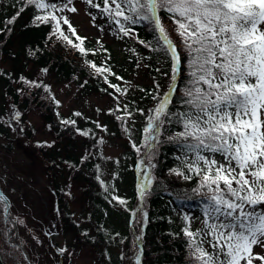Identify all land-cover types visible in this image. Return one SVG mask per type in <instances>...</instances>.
I'll return each instance as SVG.
<instances>
[{
	"label": "snow or ice",
	"instance_id": "snow-or-ice-1",
	"mask_svg": "<svg viewBox=\"0 0 264 264\" xmlns=\"http://www.w3.org/2000/svg\"><path fill=\"white\" fill-rule=\"evenodd\" d=\"M84 2L107 19L114 34L137 39L170 64L168 90L159 92L157 84L152 110L147 114L139 110L146 122L141 144L132 147L141 157V198L154 179L150 170L163 142L162 130L179 126L180 131L167 135L182 153L177 157L181 167L171 171L185 180L192 179L190 174L198 177L193 191L205 201L201 228L193 230L191 218H182L193 264H264V0ZM26 3L38 10L34 22L49 24L53 36L87 54V49L65 34L62 25H67L81 45L86 38L77 34L67 16L56 14L78 12L73 0ZM162 12L174 25L175 40L162 22ZM96 18L91 15L92 20ZM141 23L151 31L153 40L139 39L135 26ZM91 67L97 75L111 73L109 68ZM178 78L182 89L177 87ZM109 87L124 93L115 84ZM3 199L0 196V201ZM112 199L125 203L117 196Z\"/></svg>",
	"mask_w": 264,
	"mask_h": 264
},
{
	"label": "trees",
	"instance_id": "trees-1",
	"mask_svg": "<svg viewBox=\"0 0 264 264\" xmlns=\"http://www.w3.org/2000/svg\"><path fill=\"white\" fill-rule=\"evenodd\" d=\"M51 2L61 4L65 0ZM85 5L90 16H97L93 22L100 31L103 34L108 31L114 34L115 29L107 19L101 17L96 9L89 8L86 3ZM21 7L23 11H19ZM37 12L35 6L28 5L26 0H0L1 105L5 101H12L24 114L34 109L39 110L58 142L63 139L75 140L78 136L84 139L85 149L81 153L70 146L62 154L55 148L52 150L54 143L45 141L36 146L50 176H54L58 168L67 169L71 179L84 184L90 222L86 229L95 230V234H87L90 242L106 247L111 244L125 245L137 252L135 259L132 255L130 264H193L182 231L185 226L182 218L184 215L191 218L193 230L201 228L205 201L193 191L198 177L190 174L192 179L185 180L171 171L181 167L177 157L182 153L178 145L167 140V135L169 132L180 131L179 126H166L162 130L163 142L156 150L155 167L150 170L154 179L143 199L136 186L138 176H141L140 156L132 144H141L146 122V116L141 115L139 110L146 114L152 110L155 104L152 95L158 91L157 84L159 92L162 91L166 79L171 75L170 64L160 54L138 43L135 38L114 34L125 47V55L120 58L110 43L76 31L80 37L86 38L81 45L67 25H62L73 43L87 49V54H81L77 48L53 36L49 24L34 22L33 17ZM39 14H43V11ZM160 15L175 40L174 25L165 13ZM10 19L13 20L12 23H8ZM135 30L139 39L153 40V34L145 24L136 25ZM92 64L109 68L115 75L108 72L97 75ZM143 67L150 75V81L135 82L132 76ZM46 72L59 82L75 84L80 94L107 96L110 104L105 110L104 120L86 116L79 110L62 115L61 102L52 84L42 77ZM180 79L178 78V89L183 88ZM36 84L40 87H35ZM109 84L117 85L124 93L109 87ZM175 100H179V95L175 96ZM4 111L0 109V134L9 135L10 129L6 127ZM77 112L81 115H74ZM63 120L74 123L64 124ZM81 132L87 135H81ZM110 133L127 139L126 151L120 157L112 159L111 175L107 173L105 161L101 157L106 142L104 134ZM182 170L189 174L186 169ZM55 188L58 195L57 211L64 222L63 233L67 228L82 232L84 229L77 226L68 201L62 195L63 190L58 185ZM112 196L119 197L125 203L120 204ZM144 213H147L146 217ZM193 215L196 216L192 218ZM11 228L5 204L0 201V264H27L21 249L15 245L20 239L14 233L9 235ZM23 241L24 245L29 246L27 239L24 238ZM29 254L31 264H38L35 253ZM109 254L108 264H124L123 255Z\"/></svg>",
	"mask_w": 264,
	"mask_h": 264
},
{
	"label": "rangeland",
	"instance_id": "rangeland-1",
	"mask_svg": "<svg viewBox=\"0 0 264 264\" xmlns=\"http://www.w3.org/2000/svg\"><path fill=\"white\" fill-rule=\"evenodd\" d=\"M73 6L78 12L64 11L56 14L67 16L76 31L101 38L123 56L121 42L117 41L111 32L101 35L99 27L88 14L85 3L73 1ZM44 76L52 83L58 94L62 115L77 109L86 116L104 120L105 110L110 104L107 96L96 93L83 95L78 92L75 84L59 82L48 73H44ZM132 78L139 83H146L151 79L144 67ZM170 82L167 78L161 93L167 91ZM5 102L2 105L0 102V109L5 110L6 126L10 130L9 135L0 134V186L13 204V211L8 213L11 225L17 230V234L20 232L21 238L28 240L29 246L24 245L27 252L35 253L38 264H108L109 252L112 256L123 255L124 264H130L132 255L135 259L137 252L125 245L111 244L106 247L98 243L100 245L96 246L94 242L88 240L87 234H95V230L86 229L90 222L84 184L77 179H71L67 169L58 168L54 176H50L36 146L39 142L45 141L54 143L55 147L52 150L55 148L62 154L66 153L70 146L81 153L85 149L84 139L78 136L75 140L63 139L58 142L39 110L34 109L24 114L12 101ZM104 135L106 142L101 157L105 161L107 173L111 175L112 159L120 157L126 151L127 139L112 133ZM146 169L147 167L144 170L148 171ZM140 173L142 184L143 173L139 167ZM57 185L63 190V196L68 201L77 226L83 227L82 232L67 228L63 233L64 222L57 213L56 206ZM17 236L20 237L19 234Z\"/></svg>",
	"mask_w": 264,
	"mask_h": 264
},
{
	"label": "water",
	"instance_id": "water-1",
	"mask_svg": "<svg viewBox=\"0 0 264 264\" xmlns=\"http://www.w3.org/2000/svg\"><path fill=\"white\" fill-rule=\"evenodd\" d=\"M0 196L5 197L1 190H0Z\"/></svg>",
	"mask_w": 264,
	"mask_h": 264
}]
</instances>
